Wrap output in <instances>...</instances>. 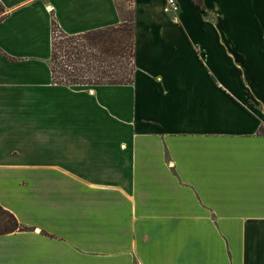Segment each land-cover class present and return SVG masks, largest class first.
Segmentation results:
<instances>
[{"label":"crops","instance_id":"crops-1","mask_svg":"<svg viewBox=\"0 0 264 264\" xmlns=\"http://www.w3.org/2000/svg\"><path fill=\"white\" fill-rule=\"evenodd\" d=\"M118 1L0 0V264H264V0H134L132 83L55 84Z\"/></svg>","mask_w":264,"mask_h":264},{"label":"trees","instance_id":"trees-1","mask_svg":"<svg viewBox=\"0 0 264 264\" xmlns=\"http://www.w3.org/2000/svg\"><path fill=\"white\" fill-rule=\"evenodd\" d=\"M201 5L200 0H191ZM134 0L128 13L116 4L120 23L77 35L60 30L51 21L50 72L55 84L67 86L127 85L133 81ZM6 10L0 3V21ZM57 33H59L57 35ZM16 218L0 206V235L25 231Z\"/></svg>","mask_w":264,"mask_h":264},{"label":"built area","instance_id":"built-area-1","mask_svg":"<svg viewBox=\"0 0 264 264\" xmlns=\"http://www.w3.org/2000/svg\"><path fill=\"white\" fill-rule=\"evenodd\" d=\"M162 11L164 14L174 15L179 11V5L176 0H165Z\"/></svg>","mask_w":264,"mask_h":264},{"label":"rangeland","instance_id":"rangeland-1","mask_svg":"<svg viewBox=\"0 0 264 264\" xmlns=\"http://www.w3.org/2000/svg\"><path fill=\"white\" fill-rule=\"evenodd\" d=\"M119 5L125 10L126 13L130 11V0H119ZM59 33H57L58 35Z\"/></svg>","mask_w":264,"mask_h":264}]
</instances>
